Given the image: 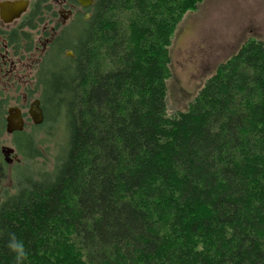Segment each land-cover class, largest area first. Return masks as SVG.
Masks as SVG:
<instances>
[{
	"label": "trees",
	"instance_id": "trees-1",
	"mask_svg": "<svg viewBox=\"0 0 264 264\" xmlns=\"http://www.w3.org/2000/svg\"><path fill=\"white\" fill-rule=\"evenodd\" d=\"M200 1L93 0L67 30L75 57L36 81L66 145L0 203V264H17L13 242L23 264H264V42L166 109L171 38ZM6 104L0 91V133ZM12 136L23 159L40 154Z\"/></svg>",
	"mask_w": 264,
	"mask_h": 264
},
{
	"label": "rangeland",
	"instance_id": "rangeland-1",
	"mask_svg": "<svg viewBox=\"0 0 264 264\" xmlns=\"http://www.w3.org/2000/svg\"><path fill=\"white\" fill-rule=\"evenodd\" d=\"M75 11L89 17L80 7ZM74 21L72 18L64 21V30L74 32L73 27L78 22ZM248 38L264 42V0H201L186 10L176 24L169 46L165 80L167 113L173 115L185 110L217 65ZM19 52L22 61H15L13 70L8 73L10 77L0 72V91L7 101L5 108L17 106L26 114L24 130L33 136L40 154L32 160L23 159L12 142L13 134H7L3 127L0 147H13L20 160L6 163L0 152V203L16 192L20 181L40 180L44 172L53 173L67 140L62 116L52 117L50 111V116L38 126L31 123L28 105L34 98L41 97L36 82L41 77L40 63L36 59L39 54H35L37 61L31 63L23 57L26 50L21 48ZM46 111L48 109L44 114Z\"/></svg>",
	"mask_w": 264,
	"mask_h": 264
},
{
	"label": "flooded vegetation",
	"instance_id": "flooded-vegetation-1",
	"mask_svg": "<svg viewBox=\"0 0 264 264\" xmlns=\"http://www.w3.org/2000/svg\"><path fill=\"white\" fill-rule=\"evenodd\" d=\"M4 1L15 0H0V2ZM26 1L27 7L18 17L5 21L0 16V72L6 78L10 77L8 73L13 70L15 61H22L19 52L21 48L27 51L23 57L30 59L29 62L38 60L41 71L52 67L54 70L57 64L64 66V56L74 58L75 54L71 49L64 50V41L68 33L64 30V21L70 18L75 19L74 22L76 19L78 21L80 12L75 11V8L80 7L82 13L88 8L82 7L77 0ZM86 14L89 15L85 12ZM84 18L88 17L84 16ZM35 54H39L37 60L34 59ZM5 66L8 68L6 69ZM37 98L40 101V98ZM24 117H26L25 113Z\"/></svg>",
	"mask_w": 264,
	"mask_h": 264
},
{
	"label": "water",
	"instance_id": "water-1",
	"mask_svg": "<svg viewBox=\"0 0 264 264\" xmlns=\"http://www.w3.org/2000/svg\"><path fill=\"white\" fill-rule=\"evenodd\" d=\"M82 7H89L93 0H77ZM27 7L26 0L4 1L0 2V16L3 20L8 21L12 18L18 17ZM70 55L71 52L69 51ZM27 115L31 120V123L38 125L43 121V112L40 106L38 98H34L27 109ZM25 117L20 107L10 106L7 107L4 116V131L7 134H13L14 132H20L24 130ZM0 152L5 162L10 163L12 160H18L15 154V149L10 146H1Z\"/></svg>",
	"mask_w": 264,
	"mask_h": 264
},
{
	"label": "clouds",
	"instance_id": "clouds-1",
	"mask_svg": "<svg viewBox=\"0 0 264 264\" xmlns=\"http://www.w3.org/2000/svg\"><path fill=\"white\" fill-rule=\"evenodd\" d=\"M9 247L15 255L17 264H23L24 260L26 259V252L23 245L19 242H13L10 243Z\"/></svg>",
	"mask_w": 264,
	"mask_h": 264
},
{
	"label": "bare ground",
	"instance_id": "bare-ground-1",
	"mask_svg": "<svg viewBox=\"0 0 264 264\" xmlns=\"http://www.w3.org/2000/svg\"><path fill=\"white\" fill-rule=\"evenodd\" d=\"M122 37H123V36H122ZM41 123H42V122H41ZM41 123H40V124H41ZM2 146H5V145H2ZM15 154H16V157H17V153H16V152H15ZM2 157H3V156H2ZM17 158H18V157H17ZM3 160H4V159H3ZM19 160H20V159L18 158V160H17V161H16V160H12V162H13V161H16V162H18ZM4 162H5V161H4ZM6 163H7V162H6Z\"/></svg>",
	"mask_w": 264,
	"mask_h": 264
}]
</instances>
